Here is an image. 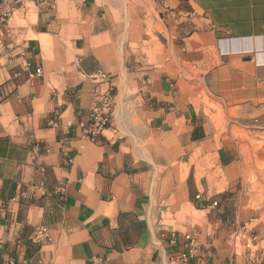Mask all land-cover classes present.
<instances>
[{"label": "crops", "instance_id": "0c3cea01", "mask_svg": "<svg viewBox=\"0 0 264 264\" xmlns=\"http://www.w3.org/2000/svg\"><path fill=\"white\" fill-rule=\"evenodd\" d=\"M190 2L208 24L183 38L176 56L196 57L189 64L205 66L210 90L230 104L264 102V0ZM93 13L88 0H0V264H222L168 230L174 205L126 135L135 119L126 108L141 103L159 119L191 122L197 142L195 112L181 105L191 100H178L165 64L139 73L114 48L109 56ZM49 56L68 59L66 72H51ZM73 56L82 66L75 74ZM102 94L111 98L109 122L91 137L88 115Z\"/></svg>", "mask_w": 264, "mask_h": 264}, {"label": "rangeland", "instance_id": "374dc122", "mask_svg": "<svg viewBox=\"0 0 264 264\" xmlns=\"http://www.w3.org/2000/svg\"><path fill=\"white\" fill-rule=\"evenodd\" d=\"M88 2L98 28L106 32L102 42L109 56L114 48L126 67L139 73L165 64L178 100H191L181 105L195 112L193 123L201 136L194 143L191 122L165 114L159 119L153 105L126 108L135 117L126 130L134 158L160 180L162 195L176 210L168 211V230L189 235L185 240L193 238L195 251L219 263L264 264V102L242 98L230 104L210 90L205 66L189 64L196 57L176 56L182 39L208 24L190 0ZM48 60L51 72L66 70L68 59L58 65L51 56ZM71 63V74L82 68L74 56ZM93 67L90 63L84 68ZM174 107L167 105L165 113ZM194 195L197 204L191 206L187 199Z\"/></svg>", "mask_w": 264, "mask_h": 264}, {"label": "built area", "instance_id": "2783aa9c", "mask_svg": "<svg viewBox=\"0 0 264 264\" xmlns=\"http://www.w3.org/2000/svg\"><path fill=\"white\" fill-rule=\"evenodd\" d=\"M17 2L21 0H16ZM52 0H38V4L43 6L49 4ZM41 66L35 68L33 74H41ZM110 105L111 98L108 94H102L97 101H95L89 115H88V133L91 137H94L96 134L101 132L105 125L109 122L110 116ZM35 238L37 241H42L46 238L45 228L39 226L35 232ZM187 238H190L187 235ZM255 239V238H253ZM248 246V244H246Z\"/></svg>", "mask_w": 264, "mask_h": 264}]
</instances>
